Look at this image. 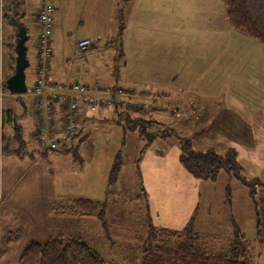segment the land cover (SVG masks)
Instances as JSON below:
<instances>
[{"label":"rangeland","instance_id":"1","mask_svg":"<svg viewBox=\"0 0 264 264\" xmlns=\"http://www.w3.org/2000/svg\"><path fill=\"white\" fill-rule=\"evenodd\" d=\"M0 3L1 83L14 72L17 31L10 20L18 18L27 29L30 63L25 74L30 90L36 15L51 5L52 57L46 76L72 84L82 83V75L89 73L88 81L127 90L119 98L127 99V107L118 112L113 105L106 114L90 112L86 106L78 109L77 136L66 152L53 151L48 143L38 141L41 115L35 96L29 91L13 95L1 90L0 264H18L28 245L58 237L84 242L111 264H140L143 249L161 227L217 235L227 242L233 236V225L255 244L257 264H264L246 186L223 170L215 181L196 180L179 160L184 140L194 151L214 150L223 155L233 149L245 176L264 181V45L229 27L220 0H155L152 8L139 12L141 21L148 24L143 40L151 47L169 50L175 71L176 67L204 70L208 62L204 53L211 38L215 36L218 46L217 38L222 37L221 82L217 77L216 85L209 84L215 91L193 85L188 87L197 88L198 97L162 95L157 100L160 111L151 103L152 96L136 100L131 92L140 86L128 91L118 74L120 28L131 23L133 15L137 21L135 0ZM167 23L176 25L168 34L164 31ZM226 30L239 41L227 36ZM84 38L91 43L81 52L76 46ZM119 103L114 101L116 106ZM179 103L183 105L174 112ZM142 105L146 108L140 109ZM57 113L48 130L49 143L59 140L67 123ZM142 131L147 134L140 135ZM76 199L103 204L105 221L65 213Z\"/></svg>","mask_w":264,"mask_h":264},{"label":"trees","instance_id":"2","mask_svg":"<svg viewBox=\"0 0 264 264\" xmlns=\"http://www.w3.org/2000/svg\"><path fill=\"white\" fill-rule=\"evenodd\" d=\"M220 2L224 6L230 28L264 45V0H220ZM2 11L0 3V16ZM17 15L18 7L15 6V17ZM10 23L17 31L14 18L10 20ZM123 30L122 24L118 38L119 51ZM0 89L7 91L5 82L1 83ZM133 124L130 126L131 129ZM146 134V132H140V135ZM179 160L184 171L196 180L215 181L219 172L223 170L246 186L255 212L256 241L261 247V252H264V181L249 179L245 176L233 149L223 155L214 150L194 151L190 142L184 140L181 143ZM141 196L137 197L141 199ZM104 208L105 206L99 202L76 199L66 207L64 212L105 221ZM233 226V236L227 242L217 235L203 236L191 233L190 229L177 231L161 227L156 230L149 245L143 249L140 264H257L255 244L247 240L237 226ZM18 264L111 263L102 259L98 253L78 239L58 237L43 244L28 245L23 250Z\"/></svg>","mask_w":264,"mask_h":264},{"label":"crops","instance_id":"3","mask_svg":"<svg viewBox=\"0 0 264 264\" xmlns=\"http://www.w3.org/2000/svg\"><path fill=\"white\" fill-rule=\"evenodd\" d=\"M154 1L155 0H135V3L137 2L135 12H137L138 10L137 21L135 20L133 15L132 22L128 23V25L124 27L125 31L123 30L122 33L121 50L119 51L120 56H119L118 74L119 77H122L124 79L123 81L125 82L127 88H130L128 91L133 90L132 86H138V87L140 86L139 90L134 89L133 92H131V94H134V97L137 98L136 100L141 101L143 99H146L148 96H152V98H150L151 103L155 105L158 111H160L159 106H157L158 103L157 100H161L160 98L162 95L163 97L165 95L167 97L174 95L175 93H179V94H190L193 96H197L199 95L197 89L198 86H204L208 91L209 89H213V91H215V87H211L209 84L213 82L216 85L217 77H218V82L219 81L221 82L223 58H222V47L220 40L222 37L219 36L217 38L218 46L215 41L216 39L215 36L211 38L210 46L207 48L206 52L204 53V59H207L208 61L204 70L201 71L200 67L199 68L189 67L187 69L176 67V71L174 69H171L172 59L169 58V50L165 48H158L156 46L151 47V44L143 40V37L145 36V32H146L145 29H147L146 26H148V24H144V22L141 21L142 18L141 16H139V12L141 13L143 11H146L150 6L152 8ZM161 1L162 0H159V2ZM165 26L166 29L164 31L166 34H168L169 29L174 30V28L176 27L174 23L172 26L169 25V23H167ZM162 34L164 35V33ZM225 34L230 38L234 37L235 41L237 42L239 41L235 36H233V34H231L229 30H226ZM82 40H88V38H84ZM35 51H36V46H35ZM207 55L209 56L205 57ZM33 58H34L33 68L31 69L32 71H30L28 75L31 80V83L33 82L34 72L37 67L36 54L33 56ZM50 60L48 62V67L50 66ZM88 74L89 73L82 75L83 78L85 79V81L82 82L83 84L90 85V84L98 83L95 81H88V78L90 77V75ZM47 79L48 81L49 80L55 81V79L51 78L50 75L49 77H47ZM56 81L62 82L63 84H67L69 85V87L71 86V82H69L68 80L65 81L56 80ZM73 83L75 82H72V84ZM99 84L101 85V83ZM193 85L197 88L193 89L192 87H188ZM101 86L105 87V85H101ZM147 87H149V90L146 89ZM123 90L125 94H127L126 93L127 90H125L124 88ZM204 95L206 97H209L207 96L208 94L204 93ZM128 96H130L129 99L133 98L130 94ZM123 99L124 100H119V98H114L111 100V103L108 106L102 107L98 111H101L103 114H106L105 110H107V107L113 105V108L115 107L116 111L118 112L119 109H122L123 107L124 108L127 107V105L124 104L127 101V99L125 98ZM115 100H117V103L120 102L117 106L114 104ZM121 101L123 103H121ZM180 104L181 103L176 104L177 106L173 109L174 112L179 109ZM60 110L62 115H60V112H58L57 114L60 115L62 118H64L63 115L65 114V110L61 107ZM91 118L92 117L89 116L86 118V120H90ZM74 140L75 138L72 139L71 141L72 146L75 142ZM68 150L69 149L67 147L64 152Z\"/></svg>","mask_w":264,"mask_h":264},{"label":"built area","instance_id":"4","mask_svg":"<svg viewBox=\"0 0 264 264\" xmlns=\"http://www.w3.org/2000/svg\"><path fill=\"white\" fill-rule=\"evenodd\" d=\"M54 8L47 5L41 8L36 15L37 37H36V71L29 95L35 96L37 113L41 115L39 127L36 130V137L39 142L49 145L51 150H65L71 140L76 136L77 113L81 106L88 107L90 112H96L102 107L110 104L114 98H119L124 90L119 86L101 87L98 84L86 85L75 82L69 85L62 82L47 79L48 62L52 57L50 49L52 13ZM89 40H82L77 43V49L81 52L87 50ZM1 86V82H0ZM0 89V97L3 93ZM63 108L66 125L61 128L59 140L50 142L49 127L54 124L56 109ZM140 106V109H145Z\"/></svg>","mask_w":264,"mask_h":264},{"label":"water","instance_id":"5","mask_svg":"<svg viewBox=\"0 0 264 264\" xmlns=\"http://www.w3.org/2000/svg\"><path fill=\"white\" fill-rule=\"evenodd\" d=\"M21 15H19V18ZM17 28L16 44H15V67L14 72L5 82L6 90L13 95H23L27 93L26 74L25 71L29 66V61L26 56V42L28 39L26 27L19 22V19L14 20Z\"/></svg>","mask_w":264,"mask_h":264}]
</instances>
